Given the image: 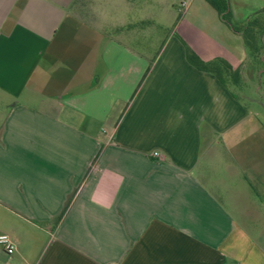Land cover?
Wrapping results in <instances>:
<instances>
[{
    "label": "crops",
    "instance_id": "obj_1",
    "mask_svg": "<svg viewBox=\"0 0 264 264\" xmlns=\"http://www.w3.org/2000/svg\"><path fill=\"white\" fill-rule=\"evenodd\" d=\"M173 1L0 0V264H264L229 197L264 172V66L206 0Z\"/></svg>",
    "mask_w": 264,
    "mask_h": 264
},
{
    "label": "trees",
    "instance_id": "obj_2",
    "mask_svg": "<svg viewBox=\"0 0 264 264\" xmlns=\"http://www.w3.org/2000/svg\"><path fill=\"white\" fill-rule=\"evenodd\" d=\"M206 1L217 12L221 21L224 24L230 27L234 32L242 35L244 46L246 48L248 56L252 60H255L257 63H260L264 66V57L261 55V52L263 51L262 43L257 42L256 44H251L249 43L247 37H246V40L244 39L245 35L249 32L252 19H255L260 14L256 13V15H250V17L246 20L244 24L236 25L231 20L228 0H206ZM262 12H264V10H262ZM178 37L185 47V55L189 63H191L198 69L211 72L217 77V79L223 85L230 88V91L233 97L235 98L240 97L233 89L234 87L240 85V68L239 67L233 68L231 64L222 57H214L213 59L205 61L192 48H190L180 36ZM146 73L141 78L139 84L144 79ZM226 77L228 78V82L226 80ZM99 154H100V150L96 154V158L99 156ZM75 192L76 190L74 189V191H72L68 195L63 208L61 209L60 213L55 218L56 223L63 217L65 212L68 210L70 203L75 195Z\"/></svg>",
    "mask_w": 264,
    "mask_h": 264
},
{
    "label": "rangeland",
    "instance_id": "obj_3",
    "mask_svg": "<svg viewBox=\"0 0 264 264\" xmlns=\"http://www.w3.org/2000/svg\"><path fill=\"white\" fill-rule=\"evenodd\" d=\"M175 1L178 2V6L180 7V2H182L183 0ZM166 3L167 0H164V4ZM180 12L181 11L179 10L178 16H180ZM187 26L190 27L191 24H188ZM201 37H203V32L201 33ZM246 37L249 43L251 44H256L257 42L262 43L263 51L261 52V55L264 57V17L259 15L255 19H252L249 32L244 37L245 40ZM226 80L228 82L227 77ZM233 89L235 90V87ZM259 89L260 92L257 93L256 97L260 100H262L263 98L264 100V88H262L260 85ZM241 98L244 100V102L246 100L249 101V99H244V97ZM256 114L258 120L264 126V109L259 107L258 112ZM260 168L264 169V166L261 164V167H259L258 170H260ZM259 173L260 174H258L256 178L251 177L249 173L247 179L244 178L243 180V186L239 187L237 184L238 189L236 188V192L238 194L229 195V197L231 202L230 206L233 205L234 201H238L242 206L246 207V209L243 210V217H248L249 219H252L255 222V225L252 227V230L254 235H258L259 239L261 240L264 238V183H262L264 182V172L262 173L260 171ZM258 244L260 245V248L264 251V241ZM258 264L262 263L258 261Z\"/></svg>",
    "mask_w": 264,
    "mask_h": 264
},
{
    "label": "built area",
    "instance_id": "obj_4",
    "mask_svg": "<svg viewBox=\"0 0 264 264\" xmlns=\"http://www.w3.org/2000/svg\"><path fill=\"white\" fill-rule=\"evenodd\" d=\"M0 247L8 254L11 255L14 252L15 246L13 242L5 234H0Z\"/></svg>",
    "mask_w": 264,
    "mask_h": 264
}]
</instances>
